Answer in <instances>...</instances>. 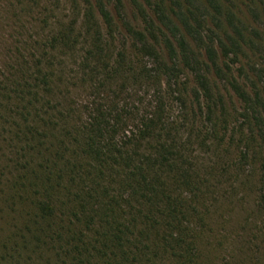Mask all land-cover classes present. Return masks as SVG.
I'll use <instances>...</instances> for the list:
<instances>
[{
    "label": "trees",
    "instance_id": "16d2710c",
    "mask_svg": "<svg viewBox=\"0 0 264 264\" xmlns=\"http://www.w3.org/2000/svg\"><path fill=\"white\" fill-rule=\"evenodd\" d=\"M65 1L62 19L43 0H0V205L18 218L1 239L6 256L264 264V164L259 227L245 217L229 228L220 200L235 195L217 191L227 169L243 168L220 169L229 152L219 128L232 115L224 93L240 104L231 134L243 157L264 141L263 34L230 0H129L131 19L113 0L118 23L110 0ZM194 144L216 158L206 175Z\"/></svg>",
    "mask_w": 264,
    "mask_h": 264
},
{
    "label": "rangeland",
    "instance_id": "374dc122",
    "mask_svg": "<svg viewBox=\"0 0 264 264\" xmlns=\"http://www.w3.org/2000/svg\"><path fill=\"white\" fill-rule=\"evenodd\" d=\"M140 1L143 2V0ZM123 2H124L123 10L126 16L124 14L123 15L128 19H131L132 11H133L131 4L129 0H123ZM40 4L47 6L58 17H62L64 16V14H66V11L64 9V6L66 5L65 0L62 2L61 5H59V3L56 2V0H43V2H41ZM114 4H115L114 1L110 0V4H108L109 5L108 9L111 11L112 15L115 17V20L118 23L119 20L118 18H116L115 15L116 11L114 9ZM229 4H231L229 6L231 7L233 6L232 9L237 12L239 18L251 24L252 27H255L264 36V0H230ZM37 9L38 8H35L36 10L35 12H39V10ZM250 10H252L253 13ZM40 11L42 12L41 17H43L44 12L42 8ZM147 11L149 12V14H151V11L148 7H147ZM69 18H70V13H69ZM62 19H65V16ZM25 20L28 21V18L25 17ZM35 25L36 23L31 20V24L27 25V28H29L31 31L34 30L38 31L40 26L35 28L33 27ZM27 36L28 34H25L22 36V38L28 39ZM123 43H124V39L122 38L121 35L117 34L115 40V46L119 48V46H121ZM128 44L131 47L130 41L128 42ZM241 61L242 63L246 64L248 60L247 58L242 57ZM257 62L259 63V61ZM237 67L238 65L234 66L232 69L234 76L236 75L235 72ZM192 86L193 83L191 82H189L187 85V87L190 89L192 88ZM220 86L222 87L221 84ZM224 94H225V98H226L225 101L227 102L228 110L232 115L230 118L231 123L227 125L228 129H224L222 126L221 127L219 126L220 127L219 130L221 132L220 137H222L220 142L222 143L225 142L224 151L229 152V154L228 153L225 154L224 161H223V153L221 154L220 169L225 168L228 165H231L232 162H236V163L238 162L240 165V169L242 167L243 168L241 170H237L236 168L235 171L233 170V168H231L232 170L227 169V171H229V174L225 177V179L223 180L220 179L221 184L217 187L218 194L223 195V193H226V197H227V195L230 194L233 189V194L235 195L234 199H232L230 202L228 200L227 202L226 199L223 197L220 200V205H222L224 210L228 212L227 214H225V219L229 221L228 223L229 228L235 225L240 219L242 220L245 217H250L251 221L249 228L253 229L254 224H257L258 227L263 224V222H259V223L257 222L260 221V219L261 220L263 219L262 215L258 213V210L260 206L259 205L260 200L263 201L262 200L263 193L261 191L262 185L260 183V178H261V173L263 172L261 165L264 164V141H260V139L258 138V141L254 143V147H252V149L249 150V154H247L246 157H243L244 154L243 152L245 151V149L241 141V135L238 134L235 138H233L231 134L233 126H235V120H236L234 112L235 110H237V107L240 106V104L238 102L235 103L234 101L232 103L231 91ZM87 98H88V93H84L82 95V100L84 99L87 100ZM172 106L174 109V114L175 113L177 114V112L178 115L185 114V111L182 110L178 102L177 103L176 101L172 102ZM192 150H193V156L195 158V160L192 161H194V164H196L195 169L198 170L200 175H206L207 173L205 172V170L200 168L203 165H207L208 162H211L210 160L216 161L215 156L212 159V155L210 153H206V151L205 152L200 151L199 147L196 144L193 145ZM223 163H225L224 166H222ZM205 178L212 181V177L208 175L205 176ZM247 178H249L248 183L246 182ZM237 187L241 189H239V192L237 191L235 193L234 189L236 188L237 190ZM240 198H242V202H240ZM262 207H264V204L262 205ZM222 210L223 209H221V211ZM213 217L215 216L213 215ZM17 221H18L17 215L16 213L12 212L11 208H7L6 206H4V204L0 205V264H19L16 262L17 261L16 259H12L9 257L10 255H13L12 252H9L11 254L6 256V254L3 251L2 243H1L2 237L8 234L10 230L11 232L14 231V226L17 223ZM211 222L215 224V221L213 219H211ZM222 256L224 258V254H222ZM220 258H219V262H220ZM21 264H25V263H21Z\"/></svg>",
    "mask_w": 264,
    "mask_h": 264
}]
</instances>
